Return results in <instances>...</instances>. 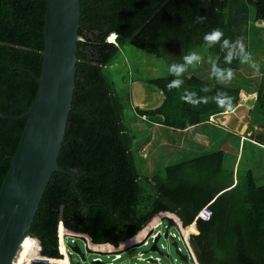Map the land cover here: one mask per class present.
Returning <instances> with one entry per match:
<instances>
[{"label": "trees", "instance_id": "trees-1", "mask_svg": "<svg viewBox=\"0 0 264 264\" xmlns=\"http://www.w3.org/2000/svg\"><path fill=\"white\" fill-rule=\"evenodd\" d=\"M46 6L47 0H0V109L6 114L25 112L37 96ZM252 8L255 18L264 20V0H81L76 87L58 162L75 172L77 186L90 206L81 200L68 174H52L31 227L42 255L61 257L60 222L74 233L89 236L94 244L119 247L164 211L176 213L183 225L192 226L190 232L196 231L191 223L197 211L213 199V214L198 219L199 233L190 236L199 263L264 264V183L253 169L240 173L226 168L225 150L220 147L191 156L199 151L194 149L199 140L192 139L190 148L181 147L188 152L181 161L143 172L134 151L137 135L126 121L123 97L106 70L129 42L164 58L168 68L172 63L184 64L179 75L169 72L148 78L163 94L162 102L153 108L135 105V112L167 129L170 136L171 130L189 133L188 128L203 124L222 127L211 117L236 106L241 84L219 82L212 72L210 77L200 75L197 63L186 64L183 57L206 50L217 67L233 74L243 69L238 55L231 62L225 60L229 47L222 40L228 38L230 46L240 41ZM213 29L223 35L209 46L203 36ZM111 33L116 34V43L107 41ZM173 79L181 84L169 89ZM257 92V105L264 108V78ZM188 93L195 94L196 104L181 99ZM218 93L231 98L229 107L217 103ZM24 126L23 119L0 116V188ZM257 139L264 144V133ZM198 143L204 145L202 140ZM171 227L176 226H170V231ZM31 244L28 238L18 264H27L37 254L36 248L29 251ZM61 262L67 264V259Z\"/></svg>", "mask_w": 264, "mask_h": 264}, {"label": "water", "instance_id": "water-1", "mask_svg": "<svg viewBox=\"0 0 264 264\" xmlns=\"http://www.w3.org/2000/svg\"><path fill=\"white\" fill-rule=\"evenodd\" d=\"M80 20L81 0H47L37 96L32 105L19 115L6 114L0 109V116L4 118L25 121L0 188V264H17L19 261L25 239L32 236V223L54 172L68 174L81 200L90 206L77 186L75 172L58 162L76 87ZM163 219L168 222L165 232L158 234L145 252L163 255L159 240L162 236L171 238L178 255L173 264H191L189 253L179 249L178 240L169 236L170 226H176L175 220L167 215ZM75 236L86 242L85 236ZM140 245L143 241L129 248ZM69 247L68 255L73 264L86 261V251H96L90 246L83 250L77 240L69 243ZM74 254L79 256V260H74ZM149 257V262L158 263L157 258Z\"/></svg>", "mask_w": 264, "mask_h": 264}, {"label": "rangeland", "instance_id": "rangeland-1", "mask_svg": "<svg viewBox=\"0 0 264 264\" xmlns=\"http://www.w3.org/2000/svg\"><path fill=\"white\" fill-rule=\"evenodd\" d=\"M251 12L254 14V8L251 9ZM262 25H252V27L249 28L251 33L247 38L248 41L246 44L244 43L245 32L242 34V37H240V41L244 46L252 47L251 55L253 62L251 64L256 65L254 67L256 71H258L257 74L250 75L249 78L251 80L247 81L243 75L242 69H238V71L232 75L231 79L227 81L216 79L219 80V82L241 84L242 87L241 98L236 106L225 110L223 113H216V115L211 117L212 122H216L220 119L224 120L229 116V124L220 121L221 124L228 128H215V124L213 126L203 124L197 128L198 131L196 132L199 133L197 135L193 134L194 131L192 133H181V131L171 130L172 133L170 136L167 129L149 123L148 120L143 119L135 112V105L143 108H153L161 103L163 94L146 80L150 77L168 75L167 61L164 58L143 51L130 42L119 49L111 63L107 65L106 70L113 79L118 92L123 97V101L126 105V121L131 130L137 135L134 151L136 161L143 172H146V174L153 173L164 168L167 164L181 161L185 157V153H188L183 151L181 147L190 148L189 146L193 144L192 139H194L202 140L204 145H199V141H195L194 149H196L195 151H199L191 152L189 155H199L204 152L213 151L219 147L223 148L225 150L224 166L226 168H235L236 171H240V173H245L247 169L252 168L258 181L264 183V148L253 146L250 141H245V146L242 144L240 148V136L233 133L242 132L243 136L248 138L251 129L248 128L249 130L244 132L242 126L245 123L248 127L250 125L249 123H251V127L252 123L256 126L255 123L257 121L264 123V108L261 107L259 103L258 105L256 103L258 102L256 92L259 87V80L263 81V78L261 79L260 76L264 75L261 73V71L264 72V24ZM195 52L201 56L200 61H203L202 63L193 62V65H195V63L198 65L197 73L210 77L211 65L214 62L212 61L213 58H209L206 50H199V52L197 50ZM214 81L212 80V82ZM250 89H252V92H249ZM145 142L146 144L144 145ZM146 145H151V147L147 149ZM161 227L165 232V222ZM186 230H188V228H186ZM171 231L178 232L176 227H171ZM83 236H85L86 242L80 238L76 239L80 247L86 250V247L89 245L96 250L93 253L86 251L87 264H96L92 263L96 256L102 257L104 262L111 261V258L114 256L113 251L117 249V247L110 243L107 247L101 246V244H93L90 238L88 239L87 235ZM131 240L129 239V241L127 240L126 242H130ZM70 241L71 238L68 237L67 243H70ZM178 242L182 250L186 252L187 248L184 242L180 238H178ZM130 245L133 244L131 243ZM159 246L163 254L168 257L155 252H147L145 253V258L139 260L137 259L139 252L150 248V245H140L138 247L136 246L123 250L128 259L125 263L155 264L147 261V259L150 258L149 256L153 254L159 256L164 264H173L175 262L174 259L177 258L178 255L172 245V239H165L162 236L159 240ZM118 248H123V246L120 245ZM97 250H103L106 253L102 254L100 251L97 252ZM74 260H79L77 254H74ZM117 262L118 261H116V263ZM82 264H84V262H82Z\"/></svg>", "mask_w": 264, "mask_h": 264}, {"label": "built area", "instance_id": "built-area-1", "mask_svg": "<svg viewBox=\"0 0 264 264\" xmlns=\"http://www.w3.org/2000/svg\"><path fill=\"white\" fill-rule=\"evenodd\" d=\"M261 22H262V24H264V20H261ZM107 41L116 43V34L111 33L109 35ZM244 138L245 137L242 136V139H244ZM212 202H213V199L211 201H209L208 203L204 204L197 211L195 218H194V221L191 223V225H195L196 231L187 232L186 228L188 227V225L187 226L183 225L182 220L180 219L179 216L176 215V213L164 211V212H160L158 215H156L154 217V219L152 218V220H150V222L142 229V231L144 233L139 238V240H137V242L143 241V245H151L153 240L157 237L158 234L163 235V233H164V231L162 230V227H161L163 225V216L164 215L171 216V217H173V219L176 222V227L178 229V233L169 230V236L172 235L177 240H178V238H180L184 242V244L187 248L186 252H188L189 256H190V258H189L190 263L200 264L197 260V256L195 254V251H194V249L190 243V236L192 234H198L199 233L198 226H197V220L198 219L207 220L213 214V210L211 208ZM165 226H167V225H165ZM145 232H146V234H145ZM75 235H80V234L69 231L68 229H65V231L62 234L59 231V250H60V253L63 255V258L65 257L67 259V264H73L70 261L69 255H68L70 247H69V243H67V238L70 237L71 238L70 243H73L76 241ZM29 238H31V240H32V244L29 246V248H30L29 251H33V249L36 248V251L38 252V254H35L34 258L31 260H28L26 257L27 260L25 262H27V264H31L33 261H39V260L63 264L62 262H60L63 258H52V257H47V256L42 255L41 254V244H40L39 239L34 237V236H29ZM62 246L64 249V253L61 250ZM178 246H179V242H178ZM126 248H129V245ZM179 249L182 250L181 246H179ZM150 252H154V251H150ZM113 253H114V256L111 258V261L104 262L102 257L96 256V257H94V260L92 261V263H96V264H126L125 262L128 259L126 258V254L123 250H116ZM145 253H146L145 251H140L138 256H137V259L143 260L145 258ZM163 255L166 256L165 254H163ZM150 256L157 258V260H158L157 264H164L161 261L159 256H156L153 254H151ZM166 257H168V256H166ZM116 261H118V262L116 263ZM147 261H148V259H147ZM21 264H24V263L22 262Z\"/></svg>", "mask_w": 264, "mask_h": 264}, {"label": "clouds", "instance_id": "clouds-1", "mask_svg": "<svg viewBox=\"0 0 264 264\" xmlns=\"http://www.w3.org/2000/svg\"><path fill=\"white\" fill-rule=\"evenodd\" d=\"M200 19L203 20L204 17H200ZM222 35H223V33L220 29H213L211 32L205 33L203 36V39L210 46L211 44L219 41ZM222 44L224 47H229V51H228L227 55L225 56L226 61L231 62L234 55H238L241 62L250 61V53L245 51L244 44L241 41H239V40L234 41V42L232 41L231 46H230V40L228 38H224L222 40ZM233 49H238V52H234ZM183 59H184L186 64L191 65V64H193V62H199L201 60V56L197 52L193 51V52H189L188 54H186L183 57ZM253 66H255V65H253ZM183 70H184V64L172 63L168 68V71L170 73H174L176 75H179ZM211 72L213 75H215L221 81H227V80L231 79V77L233 75L231 69H227V70L221 69V68L217 67L215 62H213L211 65ZM180 84H181V81L179 79H173V80L168 82L167 87L169 89H171L173 87H178ZM181 99L184 101H187L189 103H192V104H196L198 102L197 99L195 98L194 93H188L186 95H183V96H181ZM200 99L206 101L207 98L201 97ZM215 99H216L217 103L221 106L229 107L231 104V98L228 97L227 95H225L224 93H218L217 96L215 97ZM61 224L63 225V223L60 222V224H59L58 234L60 231V225ZM80 235H85V234H80ZM89 238L90 237L88 236V239ZM90 241H91V239H90ZM116 250H119V248L117 247V249H115L114 251H116ZM123 250H124V248H123ZM60 258H63L62 254H61ZM85 262L86 261H84V264H85Z\"/></svg>", "mask_w": 264, "mask_h": 264}, {"label": "crops", "instance_id": "crops-1", "mask_svg": "<svg viewBox=\"0 0 264 264\" xmlns=\"http://www.w3.org/2000/svg\"><path fill=\"white\" fill-rule=\"evenodd\" d=\"M253 15V16H252ZM260 22V23H259ZM262 25V22H261V20H257L256 18H255V11H254V14H253V12H251L250 13V18H249V23L247 24V26L244 28V29H247V31H245V41H244V43L246 44V42L248 41V37L250 36V30H249V28H251L252 27V25L253 26H257V25ZM263 26V25H262ZM242 37V36H241ZM241 39V38H240ZM251 41H252V39H251ZM245 47V49H246V51L248 52V53H250V61H248V62H244L243 63V69H242V72H243V75H244V77L248 80V81H250L251 79L249 78L250 77V75H252V74H257V72L258 71H256V68L253 66L254 64H251L252 62H253V58H252V55H251V49H252V47L251 46H244ZM212 61H214L213 59H212ZM215 62V61H214ZM256 66V65H255ZM261 73L262 74H264V72H262L261 71ZM264 75H261L260 76V78L262 79V78H264L263 77ZM260 82H262V80H259V84H260ZM258 84V85H259ZM255 90V89H254ZM249 92H252V89H250L249 90ZM256 94H257V97H258V92H256ZM162 102V101H161ZM257 103V102H256ZM223 113V112H222ZM220 121H222V122H225V123H227V124H229V122H230V117L228 116L227 118H225L224 120L223 119H220L219 121H216V122H214V123H216L217 125H220V126H222V127H224L225 129H227L228 127L227 126H225V125H223V124H221L220 123ZM220 123V124H219ZM250 124V125H249ZM248 125H249V127L248 126H246L247 124L245 123L242 127H243V131L244 132H247V130H249L248 128H250L251 129V133L249 132V134H250V136L248 135V138H245L244 139V141H250V143L251 144H253V146H260V147H263L264 148V144L263 143H261V142H259L258 141V136L261 134V133H264V123H261V121H257L255 124H256V126L252 123V127H251V123H249ZM197 126H192V127H190V128H188L186 131L187 132H189V133H192L193 131H194V133L193 134H195V135H197V134H199V133H197L196 131H198L197 130ZM230 129V128H229ZM232 131V130H231ZM233 132V131H232ZM233 133H236V134H238L239 136H240V141H241V137L243 136V133L242 132H233ZM192 135V134H191ZM200 141V140H199ZM242 142H243V140L241 141V143L240 144H242ZM148 145H146V147H147ZM140 232H143L142 230L140 231ZM139 232V233H140ZM138 233V234H139ZM138 234H136L135 236H133V237H131V238H129V239H134V240H131L130 242H126L127 240H129V239H127V240H125V241H123L120 245L121 246H123V248L124 249H126V247L129 245V246H131L130 244L131 243H133V244H135V243H137V240H139V238H136L137 237V235ZM109 244V243H108ZM198 260V259H197ZM199 262V261H198Z\"/></svg>", "mask_w": 264, "mask_h": 264}, {"label": "bare ground", "instance_id": "bare-ground-1", "mask_svg": "<svg viewBox=\"0 0 264 264\" xmlns=\"http://www.w3.org/2000/svg\"><path fill=\"white\" fill-rule=\"evenodd\" d=\"M191 228H192V226H190L189 228H188V230H186L187 232H190V230H191ZM65 231V228H64V225H60V232H61V234L63 233ZM29 237H27L26 239H25V241H24V243H23V250H24V246H25V243H26V240L28 239ZM89 242V241H88ZM95 249V248H94ZM61 250H62V248H61ZM62 252H63V250H62ZM64 253V252H63ZM37 254H38V252H37ZM22 255H23V251H22V254H21V256H20V259H19V261L22 259ZM19 261L17 262V264L19 263ZM61 262V261H60ZM64 264V263H63Z\"/></svg>", "mask_w": 264, "mask_h": 264}]
</instances>
